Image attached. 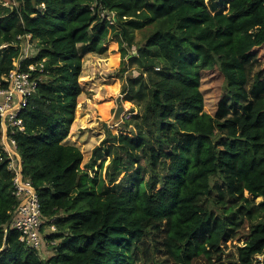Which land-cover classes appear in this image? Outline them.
<instances>
[{
  "label": "trees",
  "instance_id": "obj_1",
  "mask_svg": "<svg viewBox=\"0 0 264 264\" xmlns=\"http://www.w3.org/2000/svg\"><path fill=\"white\" fill-rule=\"evenodd\" d=\"M227 5L212 15L205 0H0V46L7 45L0 75L14 67L17 36L30 34L38 47L25 64L44 60L45 78L15 139L23 176L57 228L46 236L55 244L48 243L45 260L17 232L5 234L15 200L0 161V264H134L132 248L149 224L163 221L175 264L200 257L223 264V244L233 239L242 241L234 264H264V87L254 86L253 98L246 92V65L258 63L257 77H264V0ZM99 9L115 12L116 23L102 21ZM146 23L156 29L129 57L146 76L129 79L124 98L144 102L135 138L117 146L107 131L102 142L113 143L104 151L111 159L102 175L104 160L95 164L101 156H94L90 175L81 168L82 151L64 143L82 92L80 52L104 53L113 35L124 61L131 29ZM195 60L216 63L227 79V117L203 111L199 82L187 68ZM99 109L105 114L107 105ZM145 153L150 168L141 163Z\"/></svg>",
  "mask_w": 264,
  "mask_h": 264
},
{
  "label": "rangeland",
  "instance_id": "obj_2",
  "mask_svg": "<svg viewBox=\"0 0 264 264\" xmlns=\"http://www.w3.org/2000/svg\"><path fill=\"white\" fill-rule=\"evenodd\" d=\"M229 0H205L207 10L212 14L228 11ZM227 5V7H226ZM12 6V5H11ZM10 7V6H9ZM156 29L155 24L146 23L142 28L131 29V40L125 43L128 56L122 61L117 49V43L113 35L108 38L104 44L106 51L102 54L83 53L81 54V73L78 77V84L82 92L77 97V103L74 110L73 122L70 126V132L64 143L78 147L83 153L81 168L91 175V169L88 164L92 162L94 156H101L95 164L104 160L102 175L106 171L111 156L105 155L106 147L113 144L104 143L106 136H112L116 140L113 145L121 144L123 139H134L136 127L134 116L142 113L144 102L133 100L132 103L124 101L127 94V83L131 78L140 75L146 76L145 71L138 70L135 64H130L129 57H137V50L143 45L145 40ZM121 28L119 29V31ZM258 63H249L246 65V74L248 77L246 92L247 96L253 98L256 91L264 87V77H257ZM160 68V64L156 68ZM260 67V65H259ZM189 72L197 78L199 89L203 95V111L214 119H223L228 115L222 109V104L227 100L231 101L228 94L227 79L221 73L218 65L214 62L203 63L195 60L187 64ZM121 97L124 112L121 114L120 122L115 121L111 124L116 109V99ZM107 105V111L104 114L99 107ZM108 131V133H106ZM98 158V157H97ZM141 163L150 168L148 154L145 153ZM161 173L162 171L159 170ZM163 174V173H162ZM145 178H148L146 174ZM262 200L261 197L256 199V203ZM211 209L215 207L211 204ZM55 219V218H54ZM45 229V228H44ZM46 230V229H45ZM43 230V231H45ZM166 231V221L160 224H149L145 237L132 248V257L134 264H175L167 254L164 247V236ZM242 241L236 239L229 240L223 244V264H234L237 259V247ZM48 251H43L41 258L44 260L50 256V247ZM261 260L262 258L259 257ZM216 258L207 260L203 257L198 258L193 264H219Z\"/></svg>",
  "mask_w": 264,
  "mask_h": 264
},
{
  "label": "built area",
  "instance_id": "obj_3",
  "mask_svg": "<svg viewBox=\"0 0 264 264\" xmlns=\"http://www.w3.org/2000/svg\"><path fill=\"white\" fill-rule=\"evenodd\" d=\"M97 15L111 25L116 23V13L113 11L99 9ZM17 40L18 42L13 43L19 47L14 67L7 74L0 75V161L7 162V169L11 174V194L15 200L9 211L5 234L17 232L19 242L39 252L43 244H55L54 241L47 242L46 236L55 233L57 228L54 218L46 220L42 216L38 194L32 181L23 176L22 159L15 135L23 130L20 115L36 97L39 84L45 78V67L44 60L24 63L38 54V47L30 34L17 36ZM6 46L3 44L0 48Z\"/></svg>",
  "mask_w": 264,
  "mask_h": 264
},
{
  "label": "water",
  "instance_id": "obj_4",
  "mask_svg": "<svg viewBox=\"0 0 264 264\" xmlns=\"http://www.w3.org/2000/svg\"><path fill=\"white\" fill-rule=\"evenodd\" d=\"M124 112V106L121 100V97L119 96L116 99V109L113 115V119L111 120V124L114 123L115 121H119L121 120V114Z\"/></svg>",
  "mask_w": 264,
  "mask_h": 264
}]
</instances>
